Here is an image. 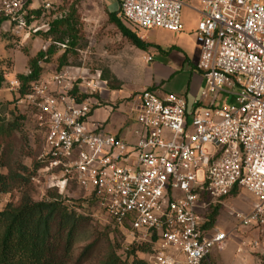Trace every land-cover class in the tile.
<instances>
[{
  "label": "built area",
  "instance_id": "1",
  "mask_svg": "<svg viewBox=\"0 0 264 264\" xmlns=\"http://www.w3.org/2000/svg\"><path fill=\"white\" fill-rule=\"evenodd\" d=\"M26 1L0 0V15L24 26ZM115 1L138 31L173 33L183 30L182 7L199 4V100L142 90L136 122L145 133L129 146L100 132L99 123L88 128L97 102L77 103L71 94L74 87L93 94L97 80L61 70L34 82L21 103L38 112L46 130L38 172L60 168L111 220L128 222L131 241L149 242L154 232L148 264L206 263L229 234L201 229L199 212L233 189L253 197L248 213H236L239 226L264 228V0ZM9 84L19 87L17 80Z\"/></svg>",
  "mask_w": 264,
  "mask_h": 264
},
{
  "label": "rangeland",
  "instance_id": "2",
  "mask_svg": "<svg viewBox=\"0 0 264 264\" xmlns=\"http://www.w3.org/2000/svg\"><path fill=\"white\" fill-rule=\"evenodd\" d=\"M48 2L51 3L48 9L44 8L41 1L32 0L28 2L32 10H42V12L38 16L32 14L29 20L25 18V25L22 27L9 24L6 21L0 25V67L4 68L6 73L5 83L0 89V102L8 101L5 100L6 96H9V102L16 101L18 91L10 88V81L16 80V74L27 73L28 57L34 56L39 50H45L50 45L53 47L54 54L47 63L41 64L42 80L43 77L48 78L61 70H68L75 77L105 80L108 89L119 88L117 91L121 93L130 92V89L139 87L140 83H143L142 79L145 77L143 70L146 63L143 61L142 55H151L154 58L151 62L152 65L156 62H162L180 70L185 64L183 56L173 49L166 48L165 52L161 53L152 44L147 43L146 47L136 50L109 20L106 5L107 7L112 6L113 0H103L102 2H95L94 0H48ZM198 8L199 4L193 1L192 7L185 5L181 9L183 24L181 33L184 35L185 43L191 47L196 43L195 30L199 21ZM118 12L116 15L123 22ZM65 17H72L73 19V29H70V33L66 31L65 26L61 25L53 34L47 33L49 24L53 20ZM123 25L126 26L125 22ZM147 30H141L139 36L142 35L149 43L155 41L164 43L172 39L161 35L157 36ZM72 36L76 38L73 45L70 43ZM57 38L64 40L63 42L67 45L66 48L54 41ZM64 52L66 55L65 63L58 67L59 58ZM134 52L133 60L143 69L127 71L125 61ZM116 75L119 77L117 78ZM223 102L222 100L216 104ZM15 106L20 113L25 115L23 130L26 146L22 143H16L18 147L20 145V149L14 151V154L20 156V160L25 166L32 168L42 152L46 130L37 120L38 112L34 108L21 103L20 99L15 102ZM109 108L112 109V107ZM117 111L123 112L133 121L137 110L135 104L132 105L128 101L118 105V109H115L114 113ZM0 171L4 172L1 169ZM55 186L59 187L63 196L72 201L80 200L81 206L78 210L87 216L86 232L77 242L75 252H78L82 246L89 242L91 236L97 233V236L101 238L108 234L110 240H116L119 244L122 242V245L131 242L129 232L121 228L117 231L114 222L104 210L88 199L89 194L80 189L74 182L61 180L55 172L50 170L38 172L35 180L30 182L26 191L34 200H40L46 196L50 188ZM19 192L20 190L16 188L10 194L0 196V210L7 202H16ZM222 202L223 204L219 205L211 230L227 232L229 238L225 243L212 250L205 264H264V228H242L239 226L236 217L238 212L245 214L250 211L253 204L252 195L242 189L237 194L226 197ZM205 213L207 211H203L201 215L204 216ZM140 257L142 256L140 255Z\"/></svg>",
  "mask_w": 264,
  "mask_h": 264
},
{
  "label": "trees",
  "instance_id": "3",
  "mask_svg": "<svg viewBox=\"0 0 264 264\" xmlns=\"http://www.w3.org/2000/svg\"><path fill=\"white\" fill-rule=\"evenodd\" d=\"M30 1L32 0H27L25 5L28 20L32 14L38 16L42 12L29 8ZM108 16L111 23L116 25L132 45L138 48L145 47L135 33L123 26L116 13H109ZM5 21L15 24L0 16V25ZM72 24V17L55 19L49 24L47 33L53 34L60 25L65 26L69 32L73 29ZM72 37L71 45L76 40L74 36ZM54 41L63 48L67 46L62 38ZM53 54L54 50L50 45L32 57L27 56V73L16 74L19 83L16 101L0 102V169L4 170L0 171V196L8 195L16 188L20 190L18 200L7 202L0 210V264H148L147 259L153 252V242L156 240L154 232L150 233L149 242L136 243L130 240L131 242L123 245L122 242L119 244L116 240H110L108 234L101 238L97 233L75 252V246L85 234L87 227V216L78 210L81 206L80 200L72 201L63 196L58 186L50 188L46 196L40 200H34L26 191L45 163L38 159L33 167L29 168L21 162L20 156L14 154V151L20 149V145L18 147L16 143L26 146L23 130L25 115L18 111L15 102L29 93L32 83L42 80L41 64L47 63ZM65 56V52L60 56L58 67L64 65ZM5 75L4 68L0 67V89L5 83ZM71 94L77 103L85 101L92 95L78 90L77 87L73 88ZM50 171L55 172L65 182H74L68 175L63 174L60 168ZM238 192L237 189H233L228 196ZM88 199L97 205L93 194H89ZM218 208L219 204L210 205L203 216L201 229L210 230L213 227ZM113 222L117 231L121 228L129 232L127 221Z\"/></svg>",
  "mask_w": 264,
  "mask_h": 264
},
{
  "label": "crops",
  "instance_id": "4",
  "mask_svg": "<svg viewBox=\"0 0 264 264\" xmlns=\"http://www.w3.org/2000/svg\"><path fill=\"white\" fill-rule=\"evenodd\" d=\"M113 3L114 4L110 7H107L106 5V10L109 13H117V11L120 13L118 2L113 0ZM122 20L126 25L123 26L140 38V31L128 24L124 19ZM123 22L121 23L123 24ZM147 31L155 33L157 36L161 35L172 39L170 41H165L164 43H157V41L149 43L141 35V40L145 44V47L148 44H152L161 53H164L166 48L178 51L184 58V66L178 70V68L169 66L168 64L162 62H156L154 63L155 65H152L151 62H153L154 58L149 54H145L142 55V59L146 63L143 70L145 77L142 79L143 83L141 82L139 87H136L137 89L133 87L130 89V92L121 93L120 91H117L119 88L108 89L107 82L105 80L97 79L98 89L91 95V97L87 98L88 101L97 102V105L93 108V111L88 119V128L93 129V124L99 123L101 125L99 128L100 132L121 138L129 146H133L145 133L143 127L135 122L136 116L140 112L139 94L142 90L150 89L158 97H163L168 93H173L184 98L187 103H191L195 100H199L200 91L204 86L202 75L195 68L200 53V47L197 41L192 47L188 46L183 39L184 35L181 33L183 30L178 33H173L159 28H150ZM123 37L126 39L125 36ZM134 47L136 50L138 49V47ZM133 56H135V52L130 56V58L126 59V70L130 71L143 69L133 60ZM147 56L152 58L151 61L145 60V57ZM49 77H51V75ZM116 77L118 78L119 75H116ZM48 78L43 77V80ZM8 97L6 96L5 100L9 101L10 99ZM128 101H130L132 105L135 104L136 106L137 111L133 117L134 122L131 117L126 116L123 112L117 111L114 113V110L118 109V105ZM209 101L210 100H204L203 104H208L210 103ZM109 107H112V109ZM221 204H223V202L219 205ZM202 212L203 210L199 212L200 215Z\"/></svg>",
  "mask_w": 264,
  "mask_h": 264
}]
</instances>
